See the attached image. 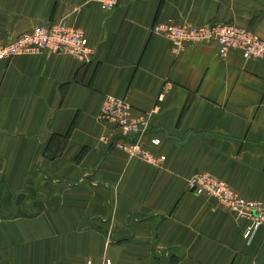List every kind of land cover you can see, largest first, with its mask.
<instances>
[{"label": "crops", "instance_id": "obj_1", "mask_svg": "<svg viewBox=\"0 0 264 264\" xmlns=\"http://www.w3.org/2000/svg\"><path fill=\"white\" fill-rule=\"evenodd\" d=\"M158 21L264 39V0H119L109 13L0 0V44L60 22L93 50L0 61V264H264V231L245 241L246 221L189 187L203 173L264 203V63L213 44L174 53ZM105 95L128 102L158 167L114 147Z\"/></svg>", "mask_w": 264, "mask_h": 264}, {"label": "built area", "instance_id": "obj_2", "mask_svg": "<svg viewBox=\"0 0 264 264\" xmlns=\"http://www.w3.org/2000/svg\"><path fill=\"white\" fill-rule=\"evenodd\" d=\"M98 8L104 13L111 12L119 0H97ZM151 33L166 38L174 53L181 52L200 44H213L219 57H225L230 51L239 53L243 60L264 63V39L243 27L224 23H211L202 27L178 25L169 21H158L151 25ZM52 53L69 56L79 63L87 62L93 55L83 32L57 22L39 24L29 31L0 44V61L20 55H38ZM97 118L111 128L110 136L114 147L129 158H138L145 163L158 167L163 156L154 157L139 142L143 125L139 119L131 116V107L124 98L105 95ZM151 146H157L159 140L151 138ZM193 194L218 202L234 219L246 221L243 229L245 241L258 230L264 231V203L246 200L240 197L226 183L207 174L195 173L189 180ZM83 264H112L109 259L100 262L86 260Z\"/></svg>", "mask_w": 264, "mask_h": 264}]
</instances>
